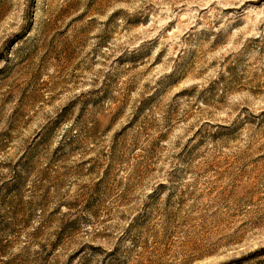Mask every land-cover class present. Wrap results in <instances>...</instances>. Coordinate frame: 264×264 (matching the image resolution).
<instances>
[{"label":"rangeland","instance_id":"rangeland-1","mask_svg":"<svg viewBox=\"0 0 264 264\" xmlns=\"http://www.w3.org/2000/svg\"><path fill=\"white\" fill-rule=\"evenodd\" d=\"M0 264H264V0H0Z\"/></svg>","mask_w":264,"mask_h":264}]
</instances>
